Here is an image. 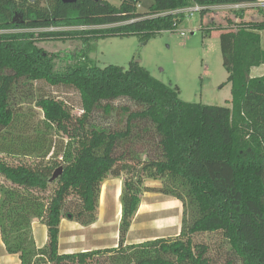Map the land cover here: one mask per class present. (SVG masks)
I'll use <instances>...</instances> for the list:
<instances>
[{
  "label": "trees",
  "instance_id": "16d2710c",
  "mask_svg": "<svg viewBox=\"0 0 264 264\" xmlns=\"http://www.w3.org/2000/svg\"><path fill=\"white\" fill-rule=\"evenodd\" d=\"M257 1L120 0L115 7L104 0H0V236L8 254L19 264H264V74L250 76L264 66V14L244 21L247 8H239L218 22L210 9ZM193 6L200 8L201 30L219 32L230 107L185 102L177 86L138 62L99 67L87 55L90 40L144 42L174 32L186 19L179 11ZM69 26L102 28L33 31ZM74 38L83 48L57 72L59 56L38 45ZM37 82L74 89L81 113L58 97L37 95ZM28 105L41 112L38 125ZM118 178V247L60 254L61 220L92 225L101 186ZM147 181L164 184L163 194L189 215L183 211L172 241L126 246ZM35 221L46 228L40 248Z\"/></svg>",
  "mask_w": 264,
  "mask_h": 264
},
{
  "label": "rangeland",
  "instance_id": "374dc122",
  "mask_svg": "<svg viewBox=\"0 0 264 264\" xmlns=\"http://www.w3.org/2000/svg\"><path fill=\"white\" fill-rule=\"evenodd\" d=\"M104 1L115 7L120 5V0ZM216 21L221 22L222 19L217 17ZM201 26L200 14L194 13L174 32H162L144 42L136 36H115L90 40L84 47H87L89 59L99 67H127L130 62H138L155 78L177 86L180 98L185 102L227 106L226 100L230 93L225 88L227 73L222 67L219 32L212 31L206 35ZM100 28L102 27L69 26L60 30L86 32ZM38 47L59 56L55 60V70L61 72L70 63L68 56L72 54L73 57L83 45L80 39L74 38L65 42H43ZM35 88L39 90L37 95L58 97L69 104L75 114L81 113L80 98L74 89L51 87L43 82L35 83ZM26 107H30L27 113L32 117L33 125H38L42 119L41 112L32 105ZM116 124L123 126V114L118 113ZM121 185L122 178L103 183L96 221L92 225L83 227L67 218L62 220L59 234L60 254L102 252L118 247L121 206L117 191L121 193ZM145 186L150 190L141 196L140 206L125 236L126 246H137L156 239L172 241L180 233L182 214L185 211L182 204L174 197L163 194L165 185L161 182L147 181ZM185 212L188 217V210ZM36 236L40 245L38 230ZM0 263L6 262L2 260Z\"/></svg>",
  "mask_w": 264,
  "mask_h": 264
},
{
  "label": "crops",
  "instance_id": "0c3cea01",
  "mask_svg": "<svg viewBox=\"0 0 264 264\" xmlns=\"http://www.w3.org/2000/svg\"><path fill=\"white\" fill-rule=\"evenodd\" d=\"M256 7H257V10H253V8H256ZM235 8L237 7L236 6H218V7H213L210 9L212 11V15L217 18V17H222L224 13H226L229 10H234ZM240 8H247L243 15L244 21H248L250 19H253V20L260 19L261 20V17L257 15V12L260 10L261 13L264 14V0H258L257 3L254 5H247V6L240 5ZM259 34H260V46L264 50V31L260 32ZM263 74H264V66L252 68L250 71V76L254 78L261 77ZM225 85H226L225 88L228 89L230 93V85L226 83ZM230 100H231V95L226 100V103L228 104L226 107H230L229 105ZM119 195H120V191L118 190L117 196L119 197ZM119 212L121 213V211ZM62 220L60 222V227L62 225ZM31 229H32V236H33L36 247L38 248L42 247L46 242V228L43 225H41L39 222L35 221L32 223ZM37 230L39 231L40 245H38V242H37V236H36ZM2 260L6 262L5 264H19L18 255L8 254L5 251V247L1 241V236H0V261Z\"/></svg>",
  "mask_w": 264,
  "mask_h": 264
},
{
  "label": "built area",
  "instance_id": "2783aa9c",
  "mask_svg": "<svg viewBox=\"0 0 264 264\" xmlns=\"http://www.w3.org/2000/svg\"><path fill=\"white\" fill-rule=\"evenodd\" d=\"M237 8L235 9H239L240 6H237ZM200 11V8L198 6H193V7H190V8H187V9H184V10H180L179 12L180 13H184V15L186 16V18H191L194 13H198ZM178 12V13H179ZM84 27V26H83ZM34 32H56V31H61L59 28H48V29H36V30H33ZM2 32H0L1 34Z\"/></svg>",
  "mask_w": 264,
  "mask_h": 264
},
{
  "label": "water",
  "instance_id": "95a60500",
  "mask_svg": "<svg viewBox=\"0 0 264 264\" xmlns=\"http://www.w3.org/2000/svg\"><path fill=\"white\" fill-rule=\"evenodd\" d=\"M30 4H33L35 2H37L38 0H25ZM64 4H71L74 3L75 0H61ZM93 2H98L99 0H91ZM61 174V168L58 169L57 171H55L51 177V181L55 180L59 175Z\"/></svg>",
  "mask_w": 264,
  "mask_h": 264
},
{
  "label": "bare ground",
  "instance_id": "6f19581e",
  "mask_svg": "<svg viewBox=\"0 0 264 264\" xmlns=\"http://www.w3.org/2000/svg\"><path fill=\"white\" fill-rule=\"evenodd\" d=\"M161 201V200H160ZM157 202V201H156ZM166 202V201H165ZM145 207H146V204H145ZM171 209V208H170ZM165 210V209H164ZM166 211V210H165ZM150 212V211H149ZM155 212H158V211H155ZM167 213V212H166ZM178 213V212H177ZM145 214V213H144ZM147 216V215H146ZM142 218H143V216H142ZM174 218H176V216L174 217ZM178 218V217H177ZM169 219V218H168ZM173 219V218H172ZM163 221V220H162ZM165 223H167V221L165 222ZM170 223V222H169ZM172 223V222H171ZM167 227H169L168 225H167ZM157 228V227H156ZM159 228V227H158ZM167 232V231H166ZM170 233H172V232H170Z\"/></svg>",
  "mask_w": 264,
  "mask_h": 264
}]
</instances>
